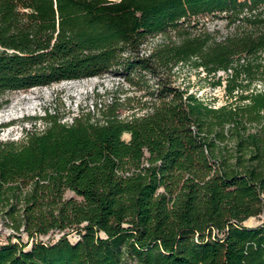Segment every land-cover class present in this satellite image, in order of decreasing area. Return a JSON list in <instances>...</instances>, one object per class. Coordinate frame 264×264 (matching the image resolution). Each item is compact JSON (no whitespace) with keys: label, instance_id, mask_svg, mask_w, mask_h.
Instances as JSON below:
<instances>
[{"label":"trees","instance_id":"16d2710c","mask_svg":"<svg viewBox=\"0 0 264 264\" xmlns=\"http://www.w3.org/2000/svg\"><path fill=\"white\" fill-rule=\"evenodd\" d=\"M209 14L222 27L192 23ZM182 65L223 71L227 101L176 84ZM106 74L142 91L139 112H46L0 140V220L62 232L7 238L0 264H264V0H0L1 102Z\"/></svg>","mask_w":264,"mask_h":264},{"label":"rangeland","instance_id":"374dc122","mask_svg":"<svg viewBox=\"0 0 264 264\" xmlns=\"http://www.w3.org/2000/svg\"><path fill=\"white\" fill-rule=\"evenodd\" d=\"M192 23H199V26L204 24L206 27L213 28L215 25L222 27L225 20L209 14L199 16ZM160 39L159 35L149 37L143 47L147 49ZM175 70L176 84L187 86L189 92L195 93L212 106H219L227 101L223 86L214 84L218 76H224L223 71H219L215 76L207 77L203 71L190 68L189 65L175 67ZM256 88L264 89V84H257ZM2 99V102L0 99V140L16 141L22 137L24 129L31 125L42 129L44 126L42 120H35V122L30 120L46 112L56 113L61 121L70 122L74 115L89 112L97 118L100 117L102 111L105 112L110 108L115 109L121 118H125L132 113L139 112L145 97L142 91L130 87L123 79L106 74L98 77L64 80L47 86L12 90L6 92ZM128 137L127 133L123 134V138ZM65 195L69 197L73 196V193L66 191ZM248 219L244 222L247 226L255 225L261 220L257 217ZM57 234L53 233L52 237ZM67 236L71 241L77 238L75 232H70ZM7 238L14 242L26 243L25 248L30 245L24 232L18 236L5 222L0 220V242H4Z\"/></svg>","mask_w":264,"mask_h":264},{"label":"built area","instance_id":"2783aa9c","mask_svg":"<svg viewBox=\"0 0 264 264\" xmlns=\"http://www.w3.org/2000/svg\"><path fill=\"white\" fill-rule=\"evenodd\" d=\"M53 233H58L55 237H52ZM53 233H49L47 235H40L39 237L37 236H32L30 238H28L29 243H31L33 240H37V239H41L43 241H55L61 234V231H55ZM54 236V235H53Z\"/></svg>","mask_w":264,"mask_h":264},{"label":"bare ground","instance_id":"6f19581e","mask_svg":"<svg viewBox=\"0 0 264 264\" xmlns=\"http://www.w3.org/2000/svg\"><path fill=\"white\" fill-rule=\"evenodd\" d=\"M249 220V219H248ZM251 220V219H250Z\"/></svg>","mask_w":264,"mask_h":264}]
</instances>
